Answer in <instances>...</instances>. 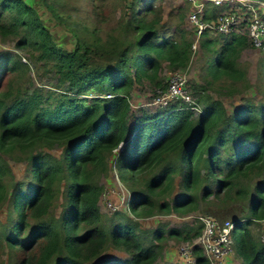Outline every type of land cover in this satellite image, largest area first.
I'll return each mask as SVG.
<instances>
[{
  "label": "trees",
  "instance_id": "obj_1",
  "mask_svg": "<svg viewBox=\"0 0 264 264\" xmlns=\"http://www.w3.org/2000/svg\"><path fill=\"white\" fill-rule=\"evenodd\" d=\"M107 1L113 18L107 37H99L96 24L87 28L90 40L71 27L81 14L97 21ZM41 2L73 35L72 49L54 38L27 0H0L1 39L17 37L15 47L28 52L27 58L0 52V205L7 202L0 244L25 252L16 264H92L108 249L127 257L96 264H155L166 237L192 241L200 235L201 223L143 229L123 212L103 215L99 178L108 176L113 149L123 141L114 168L129 190L128 211L135 218L182 217L207 201L227 208L248 200L233 250L242 264H264V243L251 229L264 219V100L243 97L229 112L210 93L234 96L249 88L239 63L252 46L247 37L201 35L210 79L195 87L199 115L170 105L142 111L130 125L133 85L148 81L164 88V68L174 72L190 63L193 33L182 25L184 16L166 32L163 6L155 0ZM206 11L209 20L219 8ZM30 64L56 82L20 83L24 76L31 80ZM261 69L264 76V58ZM221 78L224 84L212 86ZM55 149L58 155L51 153ZM10 160L26 163L30 188L15 180ZM59 198L55 216L50 210ZM193 252L194 264H209L200 248Z\"/></svg>",
  "mask_w": 264,
  "mask_h": 264
},
{
  "label": "rangeland",
  "instance_id": "obj_2",
  "mask_svg": "<svg viewBox=\"0 0 264 264\" xmlns=\"http://www.w3.org/2000/svg\"><path fill=\"white\" fill-rule=\"evenodd\" d=\"M27 2L36 7L42 17V22L51 30L54 38L57 39V41L66 49H72L74 46L73 35L54 18L51 11L43 5L41 0H27ZM154 4L155 6H163V23L165 24L164 31H173L175 26L180 23L179 16L181 14L184 16V19L181 20L183 23L182 25L190 30L189 26L186 24V18L190 9V6L186 2V0H155ZM109 7V2H104L102 11H99L101 16L97 21H95L94 18H86L83 14L74 17V20L71 23V27L79 30L80 36L86 37L88 40H90L91 38H89L90 36L87 28L91 27L93 24H96L100 27L98 31L100 35L99 37H101L102 39L107 37V34L110 31V26L113 23V18L111 16H108ZM83 22H85V26L83 25ZM10 37L12 38L1 39L0 37V52L10 51L14 54L27 58L28 52L26 50H20L15 47V41L13 38L17 37ZM261 48L257 49L253 46H250L249 48H246L241 52L239 63L243 68H246V79L248 80L250 85L249 88L246 89V91L234 96H229L225 93H219L217 91L210 92L215 98L223 101L229 112L233 107L235 108L242 102L243 97H249L253 100L254 103H259L260 101L264 100V76L261 69V62L264 58V48ZM24 58L23 60L26 61ZM204 62L205 52H203V49L199 45L195 51L192 50L191 60L188 67L184 70H178L186 75L188 89L194 99L197 97L195 87L200 86L203 81H205V79H210L205 74ZM36 67L33 64H30L31 71L29 73V76H31V80H29L28 77L24 76L20 83H24L28 87H40L41 85L49 87L56 82L51 74L43 73L41 69L38 70V73H36ZM1 69L2 66L0 65V70ZM171 73H173V71H169L167 68H164L161 73L162 84H164L165 87ZM223 80L224 79L221 78L218 81H214L212 86H221L222 84H224ZM156 90L157 87L152 86L148 81H144L141 84L135 83L133 85L129 95V102L131 105L132 113L131 119L129 121L130 125L133 124L135 117L141 115L142 111H146L148 113H156L164 108L151 103L152 98L156 94ZM59 152V149L51 151V153L55 155H58ZM10 166L14 173L15 180L24 183L27 188H30L31 182L28 178L26 163L23 161L10 160ZM113 170V164L112 162H110L108 176H102L101 178H99L100 183L104 186L103 194L99 202L101 212L105 216H110L117 211L123 212L131 216L133 220L137 221L139 226L143 229H153L161 225L179 228L185 224L200 223L197 219V216L204 214H211L218 219H232L234 217L244 219L248 212V200L231 204L227 208L221 207L220 200H211L207 201L206 203H201L197 212L186 216L181 217L175 214H157L148 218L137 219L127 210L125 206L119 205L117 209L113 210L109 209V207H107V205L105 204L107 200L113 202L114 204H117L120 188L123 189L126 198H129V190L121 182H118L114 178ZM61 203L62 199L59 198V200L50 210L53 215L58 216L60 214L62 206ZM6 206L7 202L0 205V233L3 231V224L6 221ZM251 229L255 235V228H253L252 226ZM235 233H238V230L234 231L233 239ZM255 236L257 237V235ZM195 240L196 238L192 241H179L174 238L166 237L163 243V250L155 264H190V261L195 260V254L193 252V249L196 246L194 242ZM191 245L193 246V248L191 247ZM186 252H192V254L188 258L181 257V254ZM233 253L234 250L232 249V254ZM24 254L25 252L22 250H13L11 252L6 245H3V243L0 244V264H16L24 256ZM126 257L127 255L124 252L108 249L99 259L95 260L92 264H96L98 262L106 260L118 261ZM234 264H237L235 260Z\"/></svg>",
  "mask_w": 264,
  "mask_h": 264
},
{
  "label": "built area",
  "instance_id": "obj_3",
  "mask_svg": "<svg viewBox=\"0 0 264 264\" xmlns=\"http://www.w3.org/2000/svg\"><path fill=\"white\" fill-rule=\"evenodd\" d=\"M186 2L190 6L186 24L193 33L191 46L193 51L198 48L203 33L210 35L241 34L247 37L253 47L257 49L263 47L264 2L261 0H186ZM210 5L219 8V12L216 17L207 20L205 14ZM151 103L164 108L170 105H177L179 108L184 106L194 115H199L202 112V107L195 101L188 89L186 75L180 71L170 74L165 88H157ZM125 145L126 142L123 141L113 149L111 157L113 167ZM113 176L120 182L115 168ZM128 200L129 198H126L123 189L120 188L117 204L109 200L105 204L109 209L115 210L120 205L125 206L128 210ZM198 220L202 225V230L194 241L196 246L202 250L209 264H222V259L232 254L233 233L237 228V223L244 222L246 219H218L211 214H204L198 216ZM255 235L260 242L264 243V219L259 220L255 226ZM191 247L193 248L192 245ZM191 254L192 252H186L181 254V257L188 258ZM194 263L195 260L190 261V264Z\"/></svg>",
  "mask_w": 264,
  "mask_h": 264
},
{
  "label": "crops",
  "instance_id": "obj_4",
  "mask_svg": "<svg viewBox=\"0 0 264 264\" xmlns=\"http://www.w3.org/2000/svg\"><path fill=\"white\" fill-rule=\"evenodd\" d=\"M184 4V3H183ZM189 5V4H188ZM232 219H239V218H232ZM253 228H255V226H253ZM234 254V253H233ZM229 254L227 256H225L223 259H222V264H234V260L236 261L237 264H242L241 260L239 258H235V254ZM234 258V260H233Z\"/></svg>",
  "mask_w": 264,
  "mask_h": 264
},
{
  "label": "clouds",
  "instance_id": "obj_5",
  "mask_svg": "<svg viewBox=\"0 0 264 264\" xmlns=\"http://www.w3.org/2000/svg\"><path fill=\"white\" fill-rule=\"evenodd\" d=\"M101 199V198H100ZM100 202V201H99Z\"/></svg>",
  "mask_w": 264,
  "mask_h": 264
}]
</instances>
